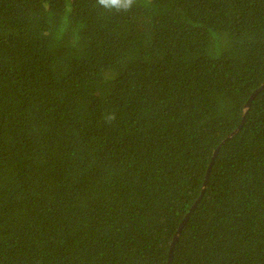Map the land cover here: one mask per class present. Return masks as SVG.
<instances>
[{
  "label": "trees",
  "instance_id": "16d2710c",
  "mask_svg": "<svg viewBox=\"0 0 264 264\" xmlns=\"http://www.w3.org/2000/svg\"><path fill=\"white\" fill-rule=\"evenodd\" d=\"M262 85L264 0H0V264H167L216 149L171 264H264Z\"/></svg>",
  "mask_w": 264,
  "mask_h": 264
},
{
  "label": "water",
  "instance_id": "95a60500",
  "mask_svg": "<svg viewBox=\"0 0 264 264\" xmlns=\"http://www.w3.org/2000/svg\"><path fill=\"white\" fill-rule=\"evenodd\" d=\"M263 86H264V85H262V87H263ZM260 89H261V88H259L258 90H256V91H255V92L249 97L248 101H247L246 104L244 105V113H243V116H242V119H241L240 124L238 125L237 129L234 130V132L231 133V134L228 136L227 139H229L230 137H232V135H234L236 132H238V131L241 129V127H242V125H243V122H244V119H245V115H246V113H247V111H248V109H249V107H250V104L252 103V100L254 99L255 95H257V93L260 91ZM217 153H218V149H216V150L214 151V155H213V157H212V159H211V161H210V164H209V166H208V168H207V172H206V176H205V179H204V182H203V186H202V189H201V194H200V196L195 200V202H194L193 205L191 206L189 212H188V213L186 214V216L183 218V220H182L180 226L178 227L177 231L175 232V235L173 236V239H172V241H171V244H170V247H169V251H168L167 264H171L172 256H173V249H174L175 244H176V242H177V240H178V238H179V236H180V234H181L182 228L185 226V224H186V222H187V220H188V218H189V215H190L191 211L197 206L198 202H199V201L201 200V198L203 197V194H204V192H205V187H206V185H207V183H208L209 172H210V170H211V168H212V165H213V163H214V159H215Z\"/></svg>",
  "mask_w": 264,
  "mask_h": 264
},
{
  "label": "clouds",
  "instance_id": "9594fccd",
  "mask_svg": "<svg viewBox=\"0 0 264 264\" xmlns=\"http://www.w3.org/2000/svg\"><path fill=\"white\" fill-rule=\"evenodd\" d=\"M137 2L138 0H96L97 6L108 12L117 14L129 12ZM114 119V115L109 117V120Z\"/></svg>",
  "mask_w": 264,
  "mask_h": 264
}]
</instances>
